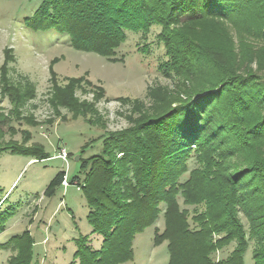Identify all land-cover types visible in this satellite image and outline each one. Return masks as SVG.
<instances>
[{
    "label": "trees",
    "instance_id": "16d2710c",
    "mask_svg": "<svg viewBox=\"0 0 264 264\" xmlns=\"http://www.w3.org/2000/svg\"><path fill=\"white\" fill-rule=\"evenodd\" d=\"M25 23L35 31L67 35L75 49L111 62L122 61L117 50L127 32L145 35L159 25L169 57L159 69L178 81L172 90H150L155 106L133 117L132 126L102 137L100 153L81 157L83 178L74 176L70 184L82 182L93 229L76 239L70 264L132 261L136 236L162 213L165 228L156 230L154 244L168 242L169 264H245L250 239L256 242L254 264H264V46L251 43L264 41V0H44ZM224 23L236 29L238 50L225 30L213 37L201 30L214 24L226 29ZM13 50L5 47L0 73L1 93L13 104L10 114L0 110V153L45 160L51 156L43 145L28 144L30 131L22 142L4 138V123L20 120L21 108L35 96L30 83L17 85L9 78ZM59 60L49 66L51 106L100 124L93 119L99 114L95 105L76 95L83 78L58 84L54 65ZM96 89L97 99L106 95L103 86ZM138 100L135 107L142 109ZM8 131L17 130L10 124ZM65 175L59 171L44 194L54 195ZM178 195L193 207V224L191 210L181 208ZM240 212L249 221L248 231ZM14 215V208L0 213V234ZM93 234L102 237L98 249L91 244ZM34 244L26 230L0 246L11 251L8 264H33ZM231 244L229 255L216 260L214 254Z\"/></svg>",
    "mask_w": 264,
    "mask_h": 264
},
{
    "label": "rangeland",
    "instance_id": "374dc122",
    "mask_svg": "<svg viewBox=\"0 0 264 264\" xmlns=\"http://www.w3.org/2000/svg\"><path fill=\"white\" fill-rule=\"evenodd\" d=\"M43 1L0 0V73L5 62L4 49L12 47L14 58L8 64L10 80L17 85L30 83L35 89L34 98L21 108L23 117L20 120L13 117L11 122L4 123L3 127L7 130L4 138L22 142L25 130L30 131L28 144L43 145L45 152L51 156L45 160L31 161L30 156L9 151L0 153V198L6 199L0 213L10 208L16 210V215L7 221L5 230L0 234V243H6L29 230L35 242L33 264H70L78 248L76 239L89 235L93 229L87 221L89 209L83 190L77 184L60 186L54 195L47 196L44 192L49 183L61 170L67 172L68 182L77 175L83 178L81 157L88 158L100 153L102 137L111 131L132 126L133 117L138 118L143 111L155 106L157 101L149 96L150 90L160 87L172 90L178 81L159 69L161 63L169 60L165 43L159 37L161 26H152L145 35L127 32V41L117 50V57L122 61L111 62L95 52L75 49L67 35L29 29L25 18L31 17ZM224 26L226 29L221 24L205 25L201 30L209 36L216 35L218 29L225 30L238 50L236 29L228 23H224ZM252 42L264 46L262 40ZM55 57L60 58L54 65L58 84H66L67 78H83L76 95L95 105L99 114L93 119L100 124H89L82 116L73 118L66 108L57 112L51 106L49 98L53 80L49 66ZM97 86L105 88L103 98L97 99ZM135 99L143 104L142 109L135 107ZM12 109L13 104L1 93L0 86V110L10 114ZM10 124L17 130L14 134L8 131ZM62 147H66L69 153L67 161L55 157ZM193 167L194 157L190 160V169ZM188 177L189 173H186L181 181H186ZM178 201L182 209L191 210L189 220L193 224V207H187L181 195H178ZM162 208L164 210L165 206ZM240 217L248 231L246 215L240 212ZM164 228L162 213L153 226L136 236L134 259L123 264H169L168 242L154 244L156 230L163 231ZM90 238L93 248L98 249L102 237L93 234ZM255 245V240L250 239L245 264H254ZM234 246L231 244L215 253V259L226 258ZM10 255V250L0 246V264H8ZM75 264H78L77 260Z\"/></svg>",
    "mask_w": 264,
    "mask_h": 264
},
{
    "label": "built area",
    "instance_id": "2783aa9c",
    "mask_svg": "<svg viewBox=\"0 0 264 264\" xmlns=\"http://www.w3.org/2000/svg\"><path fill=\"white\" fill-rule=\"evenodd\" d=\"M55 157L61 158V159L65 160V161H67L68 157H69V153L67 151V148L66 147H62L61 148V152L58 154V156H55ZM68 180H69V178H68L67 172H66L65 178H64L63 183H62V185L64 187H67L70 184V182H68ZM74 183L78 185L79 189L83 187L82 183L79 182L78 180L75 181Z\"/></svg>",
    "mask_w": 264,
    "mask_h": 264
},
{
    "label": "crops",
    "instance_id": "0c3cea01",
    "mask_svg": "<svg viewBox=\"0 0 264 264\" xmlns=\"http://www.w3.org/2000/svg\"><path fill=\"white\" fill-rule=\"evenodd\" d=\"M31 161H33V160H31ZM31 161H30V162H31ZM30 162H29V163H30Z\"/></svg>",
    "mask_w": 264,
    "mask_h": 264
},
{
    "label": "water",
    "instance_id": "95a60500",
    "mask_svg": "<svg viewBox=\"0 0 264 264\" xmlns=\"http://www.w3.org/2000/svg\"><path fill=\"white\" fill-rule=\"evenodd\" d=\"M77 159H79V157Z\"/></svg>",
    "mask_w": 264,
    "mask_h": 264
}]
</instances>
